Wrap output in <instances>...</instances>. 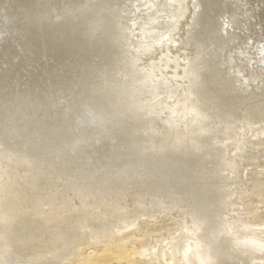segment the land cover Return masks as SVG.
Segmentation results:
<instances>
[{"label":"bare ground","instance_id":"obj_1","mask_svg":"<svg viewBox=\"0 0 264 264\" xmlns=\"http://www.w3.org/2000/svg\"><path fill=\"white\" fill-rule=\"evenodd\" d=\"M131 2L0 1V264H264V0Z\"/></svg>","mask_w":264,"mask_h":264},{"label":"rangeland","instance_id":"obj_2","mask_svg":"<svg viewBox=\"0 0 264 264\" xmlns=\"http://www.w3.org/2000/svg\"><path fill=\"white\" fill-rule=\"evenodd\" d=\"M131 1L132 2L130 3L128 8L129 13L127 15L128 16L127 20L128 21L130 20L129 21L130 29H131L130 33L136 45L142 47V44L144 42L151 44L153 41L155 42L165 37L167 39L175 38L176 36L175 33L180 31L179 28L183 24V21H180L181 20L180 15L182 14L183 16L186 13L185 12V10L187 9V4L185 3L186 0H155L156 2H154V0H134V1L131 0ZM151 2L156 3L157 5L152 6L151 9L150 8L147 9V7L149 6L148 4H151ZM160 2L162 4L165 3L164 4L165 6H163L162 4L160 5ZM182 9L185 10L183 11ZM154 21L156 23L153 25ZM250 21L253 24L255 23L252 20ZM145 31L149 32L150 35H152L150 39L147 40L144 39L143 34L146 33ZM171 45L173 47V44ZM176 46H178V43L176 44ZM185 52L186 54H188L189 50H186Z\"/></svg>","mask_w":264,"mask_h":264},{"label":"water","instance_id":"obj_3","mask_svg":"<svg viewBox=\"0 0 264 264\" xmlns=\"http://www.w3.org/2000/svg\"><path fill=\"white\" fill-rule=\"evenodd\" d=\"M0 1L4 2V0H0ZM154 2H156V1L154 0ZM204 10H205L204 5H200L199 9L197 10V13L200 11H202V13H203ZM3 18H4V13L2 14L0 12V21ZM34 19H36V17ZM56 19H58V18H56ZM155 23L156 22L154 21L153 25ZM27 36H28V31L25 34V38ZM27 41L28 40L23 39V38L19 39L17 37V34H11L7 31L6 37L4 38V40L2 42H0V75H1V72L8 70L11 73L10 75L12 77H14V79H15V78H18L19 76L21 78H25V77H27V74L31 72L32 62H30V61L32 59L33 53H31V51H29V49L26 45ZM178 46L181 47V44H179ZM186 47L192 50L191 47H189V46H186ZM15 61H17V63H14ZM34 61H35V59L33 60V62ZM38 82L39 81H36V83H38ZM12 87L15 88V86H12ZM19 87H21V86H19Z\"/></svg>","mask_w":264,"mask_h":264}]
</instances>
